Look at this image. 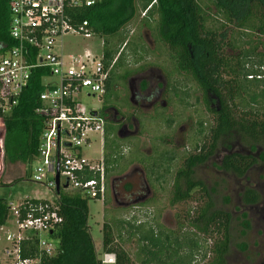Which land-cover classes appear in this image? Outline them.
Instances as JSON below:
<instances>
[{"label":"trees","instance_id":"1","mask_svg":"<svg viewBox=\"0 0 264 264\" xmlns=\"http://www.w3.org/2000/svg\"><path fill=\"white\" fill-rule=\"evenodd\" d=\"M137 1H140L142 11L150 7L144 26L147 27L148 19L156 17L155 37L166 47L170 64L167 67L170 72H164L167 78H192L205 94L213 96L218 109L213 113L214 126L210 129L208 142L186 153L174 175L171 188V206L191 200L196 191L202 194L201 206L190 217L187 213L188 226L196 231L194 238L179 243L159 229L156 233L151 228L140 233L141 226H137L138 242L143 247L140 250L142 257L137 256L136 259L139 264H191L193 251L202 248L204 253L199 264H226L231 245V216L228 212L215 209L211 193L203 182L194 178V168L204 164L214 154L218 141L225 134L238 133L252 150L264 142V113L261 112L264 111V42L251 39L252 34L264 37V0H98L91 6L75 9L71 16L73 22L81 24L86 21L93 35L102 40L103 62L105 68L113 62L109 73L113 77L123 78L132 74V71L125 70L122 76L114 75L116 68L121 65L124 48L119 51L111 41L134 20ZM9 23L8 1L0 0V55L15 46L9 36ZM228 28L232 33L226 38ZM237 35L247 37L248 41L241 43L235 38ZM118 41L126 47L125 39L119 38ZM244 45L249 48L243 49ZM260 47L261 52H258ZM251 57L257 58V64L251 62L249 65ZM44 75L41 70L32 73L17 106L3 117L4 165L10 167L21 161L28 168V172L22 176L13 177L10 174L3 186L31 177V167L38 155L40 134L45 122V118L35 113L40 106L39 95L44 90ZM108 82L109 78L105 87ZM111 94L115 95L114 91L111 90ZM103 96L105 99L106 94ZM238 109L244 111L236 117ZM139 119L144 128V119ZM117 142L112 132L104 127V202L109 193L110 176L123 172V168L118 166ZM131 160L146 163L140 155L137 160ZM258 163L264 164V151L258 153L257 157L229 153L222 158L219 169L244 179ZM240 199L248 208L257 206L261 200L260 195L250 188L243 190ZM87 204L88 200L77 193H58L62 222L50 235L57 244V253L52 257L51 264H101L97 260L87 226ZM9 215L7 202L0 199V228ZM239 224L242 227L241 236L244 237L250 229L246 214L240 215ZM173 244L177 252L182 246L190 252L184 256L174 253L164 257L167 251L175 249H172ZM101 248L103 254L114 257L113 264H133L128 254L114 245L111 229L107 225L103 226ZM239 248L243 250L245 245L240 244ZM37 252L35 237L31 236L20 243L22 259L32 258Z\"/></svg>","mask_w":264,"mask_h":264},{"label":"rangeland","instance_id":"2","mask_svg":"<svg viewBox=\"0 0 264 264\" xmlns=\"http://www.w3.org/2000/svg\"><path fill=\"white\" fill-rule=\"evenodd\" d=\"M137 5L134 20L114 41H111L119 51L124 48L121 65L116 68L114 75L122 76L125 70H130L132 76L140 74L152 77L155 82L157 81L156 88L162 92L160 100L163 107L157 106L151 110L136 108L137 117L144 119L145 127L138 130L133 140L117 142L118 166L123 168V172L110 176V182H113L109 187L106 202L88 201L87 226L97 260H100L101 264L105 262L104 257L109 256L103 254L101 248L104 225L111 229L114 245L122 248L133 264H139L137 256L142 257L140 250L143 244L138 242L139 234L135 230L137 226H141L140 233L147 232L149 228L156 233L159 229L179 243H183L184 239L194 238L193 234L196 231L188 226L187 220L195 209L201 206L202 194L196 191L192 194L191 200L171 206V188L174 175L181 167L186 153L203 142H208L210 129L214 126L213 113L217 109L213 96L205 94L192 78L186 76L167 78L168 75L166 76L164 72H170L167 68L170 64L166 47L155 37L156 17L148 19L147 27L144 26V19L147 17L142 16L140 1H137ZM231 33V29L228 28L226 38L230 37ZM119 38L125 39L126 47L120 44ZM235 38L241 43L248 41V38L242 35H237ZM251 39L264 42V37H257L254 34L251 35ZM102 43V40L96 36L87 39L78 34H68L56 41L55 51L64 56L89 51L96 58H100ZM248 48L244 45L243 49ZM258 52H261V47ZM249 62V65L251 62L257 64V58L251 57ZM136 68L141 71L135 73ZM130 84L135 89V83L130 82ZM125 96L128 98V94ZM78 97L80 106L86 111L100 110L104 104V96L87 97L81 93ZM242 111L244 110L238 109L235 113L236 117H239ZM100 148V140L97 139L90 149L84 150V153L86 157L96 159L100 157ZM262 151H264V142L252 150L250 145L242 141L238 133L225 134L218 141L214 154L204 164L194 168V178L203 182L211 193L215 209L228 212L231 216V245L226 264H264V164H256L244 179H238L230 173L221 171L220 162L229 153L257 157ZM104 153L105 149H103ZM139 155L146 163L141 164L131 160H137ZM134 168L143 174L136 171L127 179L119 180L123 174H130ZM26 172L28 168L21 161L10 167L3 165L0 173V177L2 176L0 199L10 201L13 206L24 199L51 200L53 193L33 184L29 176L10 186H3V182L9 180L10 174L18 177ZM144 184L150 192L145 199H140L142 195H139L125 200L123 195H118L119 192L124 191L130 193ZM245 188L254 189L260 195L261 200L257 206L248 208L243 205L240 195ZM243 213L247 215L250 224V229L244 237L241 236L242 227L239 224L240 215ZM13 214L10 211L6 223L0 228V263H7L10 259L5 256V251L12 247L6 241L7 234H18ZM240 244H244L245 249L241 250ZM174 248L173 244L172 249ZM176 248L167 251L164 257L174 253L184 256L190 252L185 246H182L178 252ZM56 253L57 250L55 255ZM203 253L202 248L193 251L194 259L191 264H199Z\"/></svg>","mask_w":264,"mask_h":264},{"label":"built area","instance_id":"3","mask_svg":"<svg viewBox=\"0 0 264 264\" xmlns=\"http://www.w3.org/2000/svg\"><path fill=\"white\" fill-rule=\"evenodd\" d=\"M10 15L9 36L15 46L0 55V166L4 165L3 117L16 106L36 70L44 71L35 113L45 118L40 134L38 155L31 167V182L51 191V200L24 199L13 206L18 234L9 233L6 241L12 246L5 251L10 258L0 264H51L57 250L50 235L62 222L58 193H77L88 201H103L106 192L103 158L104 119L99 110L86 111L80 106L79 94L103 96L113 62L105 68L103 56L96 58L89 51L64 56L55 51L56 41L68 34L93 37L88 23L73 22L72 12L98 0H7ZM150 7L142 11L146 17ZM100 140V157H86L84 150ZM58 173V192L55 176ZM37 240V254L20 257V243L29 237ZM45 236V237H44ZM44 237V238H43ZM104 264H113L112 255Z\"/></svg>","mask_w":264,"mask_h":264},{"label":"flooded vegetation","instance_id":"4","mask_svg":"<svg viewBox=\"0 0 264 264\" xmlns=\"http://www.w3.org/2000/svg\"><path fill=\"white\" fill-rule=\"evenodd\" d=\"M140 71L141 70L138 68L134 70L135 73H139ZM108 78V85L104 88V93L106 94L104 104L99 110L100 115L104 119V127H107V129L112 132L117 141H131L138 134V130L143 128L141 127L139 117H137L138 109L136 108H140L139 110H151L157 106L162 108L163 103L160 100L162 92L155 86L157 81L155 82L152 77L149 78L145 75H128L123 78L109 75ZM159 78L160 77H158V80ZM130 82L135 83V89L131 87ZM110 88L114 91L115 95L111 94ZM125 94H128V98H126ZM139 102H141V104H139ZM142 124H144V122ZM136 171L143 174L140 170L134 168L130 174H123V177L119 178V180L123 181L127 179ZM112 182H110V185H112ZM149 193V188L147 189L144 184V186L141 185L140 188L130 193L124 191L119 192L118 195H123L125 200L138 197L139 195H142L140 199H145Z\"/></svg>","mask_w":264,"mask_h":264},{"label":"water","instance_id":"5","mask_svg":"<svg viewBox=\"0 0 264 264\" xmlns=\"http://www.w3.org/2000/svg\"><path fill=\"white\" fill-rule=\"evenodd\" d=\"M0 172H1V166H0ZM55 185H56L55 191L58 192V173H56V176H55Z\"/></svg>","mask_w":264,"mask_h":264}]
</instances>
